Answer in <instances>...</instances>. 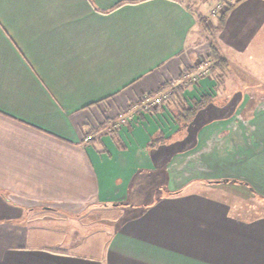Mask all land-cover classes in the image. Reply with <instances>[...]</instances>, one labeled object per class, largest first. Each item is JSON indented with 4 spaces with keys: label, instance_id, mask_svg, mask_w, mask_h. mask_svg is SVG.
Masks as SVG:
<instances>
[{
    "label": "crops",
    "instance_id": "obj_1",
    "mask_svg": "<svg viewBox=\"0 0 264 264\" xmlns=\"http://www.w3.org/2000/svg\"><path fill=\"white\" fill-rule=\"evenodd\" d=\"M215 1L0 0V264H264V101L228 49L192 77L210 29L234 15L248 40L264 0L223 24Z\"/></svg>",
    "mask_w": 264,
    "mask_h": 264
},
{
    "label": "rangeland",
    "instance_id": "obj_2",
    "mask_svg": "<svg viewBox=\"0 0 264 264\" xmlns=\"http://www.w3.org/2000/svg\"><path fill=\"white\" fill-rule=\"evenodd\" d=\"M258 6H260V5H258ZM256 9H259V10L255 14L257 15L258 18H260L262 20H260V19L256 20V25L254 24V33L250 35L248 40H246L244 35H242V33H243L242 30H240L237 34L234 33L235 24L237 23L236 22L237 19L235 18L234 15L229 19L228 26L225 30H222L221 27L219 29H214V30L210 29V32L207 33V37L210 39V42L215 44V46L217 48H219V49L223 48L224 52H227V49L230 50L228 54H230V56H232V57L234 56V58L237 61L239 60L236 63L237 67L238 68L242 67V69L247 72V73H241V77H242V84L241 85L248 88L251 91V95L254 97V102H257V101L259 102V101H264V6L257 7ZM227 34H230L233 38H231L230 40L229 39L225 40L224 37H227ZM236 35H237V37H235ZM243 40H246V42H247V45L245 44V47H246V49H249L248 53L250 52L251 49H252V52L254 50V53H253L254 61H250L248 59L249 57H252V56L246 55L248 60H244L242 62L243 56L240 55V53L238 54L236 52L235 45L237 43L239 44L240 41H243ZM253 40H254V43L251 42ZM238 44H237V47H238ZM243 45H244V43H240V46L243 47ZM231 54H233V55H231ZM248 55H250V54H248ZM206 61H208V60H206V58L201 57L200 60L196 61V62H197V65H199V64H204ZM209 72L210 71L207 70V71H200L199 73H193V75H196V77L199 76L198 80H196V81L193 80V81H195L196 83L200 82V79L203 77V75H207ZM231 74L232 73H230V75ZM226 75H227L226 82L229 81V84L232 86V87H230V89L228 87H226V88L228 90H231L235 86V82H234L235 79L232 78V80H231L229 77V73H226ZM222 85H223V83L219 84V87L217 89L218 91L220 90L219 89L220 87L222 88L223 86H225V85H223V86ZM164 95H167V94L165 93ZM156 96H159V95H156ZM220 186H222V185L198 183L195 185V190L207 193V192L213 190L214 188H218ZM224 186H225L226 192L231 193V194H236L232 197V202L235 203V205L238 204V206H234V208H232L233 213H239V210H242L243 208H245L246 204L248 205L249 203H252L254 201V199H253L252 201L248 202L249 200L245 199L246 194H250V192H252V191H250V189H248L247 187H242V185L240 183L235 184V182H229V183L224 184L223 187ZM140 187H141V191L139 194H146V193L148 194V193H152V191H153V190H149L148 187L146 188V186H144V184L140 185ZM223 187H221V188H223ZM222 190L223 189H220L219 192H221ZM236 190H239L242 192L239 193ZM219 192H217V193H219ZM254 193H256V192L254 191ZM137 200H140V201L136 202L137 203L136 205L131 204V205H127L125 207L128 215H132L134 213L139 212L140 210H142L144 208V204H147L150 202V199H148V198L147 199H145V198L144 199H137ZM59 210H61V208H59ZM68 219L70 220V221H68V223H70L71 226L77 225V220L75 217H68Z\"/></svg>",
    "mask_w": 264,
    "mask_h": 264
},
{
    "label": "built area",
    "instance_id": "obj_3",
    "mask_svg": "<svg viewBox=\"0 0 264 264\" xmlns=\"http://www.w3.org/2000/svg\"><path fill=\"white\" fill-rule=\"evenodd\" d=\"M241 0H216L214 4L212 5L210 9L211 14H221L229 4L238 3ZM206 66V67H205ZM210 67V61H206L204 64H199L197 66L196 73H199L200 71H209ZM193 80H198V77L196 75H193ZM167 95H159V96H145L142 98V102L147 106H153V105H159L163 103L164 98H166ZM91 135H88L87 139H91Z\"/></svg>",
    "mask_w": 264,
    "mask_h": 264
},
{
    "label": "trees",
    "instance_id": "obj_4",
    "mask_svg": "<svg viewBox=\"0 0 264 264\" xmlns=\"http://www.w3.org/2000/svg\"><path fill=\"white\" fill-rule=\"evenodd\" d=\"M236 3H233V4H229L227 6V8L225 9V11H223L220 16H219V21H220V24H223L225 18H226V15L228 14V12L230 11V9L235 5ZM212 47V51L210 53V59H211V64H210V67H209V71L213 72V70H218V69H215V68H218L220 67L221 63L222 62H225L226 63V59L220 54L218 48L215 46L214 43H212L211 45ZM211 74H215V73H211Z\"/></svg>",
    "mask_w": 264,
    "mask_h": 264
}]
</instances>
